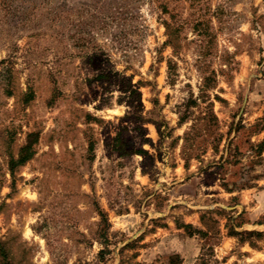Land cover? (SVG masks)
<instances>
[{"label": "rangeland", "instance_id": "obj_1", "mask_svg": "<svg viewBox=\"0 0 264 264\" xmlns=\"http://www.w3.org/2000/svg\"><path fill=\"white\" fill-rule=\"evenodd\" d=\"M202 253L264 264V0H0V264Z\"/></svg>", "mask_w": 264, "mask_h": 264}, {"label": "trees", "instance_id": "obj_2", "mask_svg": "<svg viewBox=\"0 0 264 264\" xmlns=\"http://www.w3.org/2000/svg\"><path fill=\"white\" fill-rule=\"evenodd\" d=\"M126 78L124 76H120L118 78V82H120V86L123 89V91L125 92V96L127 98V104L129 106H133L134 102L137 100H139L141 94L139 92L138 89L134 88L133 85H131L130 87L127 86V84L124 82ZM25 148H29L28 146L23 147L22 150H24ZM30 153H22L19 157V159L17 160L19 163H22L23 161H25L28 157H29ZM257 233H260L259 231H256ZM236 234H239L236 232ZM200 264H207V261H209V257H205V254H201V256L198 257Z\"/></svg>", "mask_w": 264, "mask_h": 264}]
</instances>
